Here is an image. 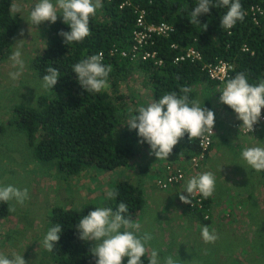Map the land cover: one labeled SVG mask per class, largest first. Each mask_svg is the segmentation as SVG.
Masks as SVG:
<instances>
[{"label":"trees","instance_id":"trees-1","mask_svg":"<svg viewBox=\"0 0 264 264\" xmlns=\"http://www.w3.org/2000/svg\"><path fill=\"white\" fill-rule=\"evenodd\" d=\"M124 1L103 0V7L90 17L91 34L83 42L65 44L58 33L68 32L70 27L63 23L62 15L55 24H49L44 31L46 45L30 60L29 67L40 80L49 67H55L60 77L52 94L39 97L36 107L15 106L8 126L24 133L37 162H54L58 171L68 178L94 168L107 172L131 169L133 163H137L135 183L118 180L113 188L118 195L110 199L113 211L117 210L119 203H125L128 212L124 215L134 222L145 207L141 185L146 170L156 161L176 162L181 155H196L200 150V137L190 140L186 133L167 159H157L150 154L145 156L144 153H150V146L146 142L140 143L138 130H130L126 125L129 116L137 114L138 107L158 101L165 94L176 92L178 96L183 95L181 89L184 87L191 89L189 101L212 109L214 102L211 98L221 86L210 78L209 66L221 61L233 65L232 78L243 72L250 84L264 80V14L251 10L255 6L264 11V0H240L244 20L228 30L221 27V18L228 7H215L218 0H211L213 7L209 13L198 16L200 24L190 23V14L198 0H131V4L120 8ZM12 3L13 0H0V67L14 52L23 21L20 12L10 13ZM140 11L145 12L144 28L152 24H168L174 29L168 36L153 35V49L162 65H157L155 60L136 65L129 58L109 54V49L114 46L129 48L133 44L134 31L143 30L137 26ZM188 48L198 50L202 60L175 63L180 51ZM100 53L105 55L102 63L112 66L107 78L108 87L100 93L86 92L73 72V65ZM136 76H140L138 81ZM137 82L149 91L137 92ZM123 83H128L126 92L121 89ZM139 158L141 160L137 162ZM8 207L0 202V219L10 215ZM96 207L87 205L81 210L53 208L47 231L56 224H60L63 230L54 250H46L53 263L95 264L96 258L90 253L92 243L78 238L76 226ZM197 217L202 225H210L211 221L204 220L202 214ZM263 235L257 231L254 236L260 237L263 243ZM141 259L142 264H149L147 255ZM123 264H127L126 257Z\"/></svg>","mask_w":264,"mask_h":264},{"label":"clouds","instance_id":"clouds-1","mask_svg":"<svg viewBox=\"0 0 264 264\" xmlns=\"http://www.w3.org/2000/svg\"><path fill=\"white\" fill-rule=\"evenodd\" d=\"M102 7V0H54V2L53 0H36L29 11V21L35 26L43 22L55 24L58 14H60L63 17V23L70 27V31L58 33L64 38L65 44L83 42L91 34L90 17L95 16L97 10ZM212 7L211 0H198V5L190 14V23L200 24L198 16L209 13ZM215 7H228V11L221 18L222 29H231L238 21L244 20L245 13L242 10L240 0H218ZM22 10L23 5L19 0H13L10 13L16 14ZM23 34V30H21L19 35L23 36ZM23 43V40H19L15 44V51L10 56L12 67L17 69V71L9 73L12 80L18 79L25 67L21 58ZM111 71V65L102 63V53L92 55L73 65V72L77 75L79 84L86 92L100 93L106 89L108 87L107 78ZM59 77L60 74L55 67L47 68L42 87L46 90L53 89ZM181 92L183 95L178 96L176 92H171L163 95L158 101L147 104V106H140L135 110L137 114L130 115L128 118L126 125L130 130H138L137 135L141 138L140 143L146 142L150 146L149 154L154 155L157 159H167L172 154L174 146L186 133L190 140L202 137L205 133H213L214 112L205 107H200L196 101H189L190 88L184 87ZM216 98L220 103L219 105L223 103L229 106L231 109L222 105L227 110L237 114L242 125L252 131L253 125L259 122L261 110L264 108V80L255 85L250 84L245 73H238L234 78L227 81L220 97L217 93ZM241 156L257 172L264 171V148H245ZM183 158L189 159L191 156L181 155L176 162L163 161V174L155 182L157 188V182L160 179L176 175L180 168L183 170L186 168L176 164L179 160L181 163H188L191 166L188 160H183ZM186 173L185 171V177ZM184 179L174 184L169 190L179 186ZM214 190L215 176L211 172H204L187 181L186 190L183 191L187 193V196L179 193V199L185 204V209L194 215L202 214L204 220L211 221V216L210 219H205V215L208 214L207 206L203 211H200L192 210L187 204L192 203L188 196L191 197L194 193H199L205 198L206 203H210V197ZM117 195V191H107V197L110 199H114ZM27 199H29L27 188L21 190L13 185L0 186V202L9 205L7 209L9 212H15V205H23ZM13 201L15 203H12ZM127 212V205L121 202L116 211L110 207H96L79 221L76 226L79 233L78 238L86 242H95V246L90 248V253L96 258L95 264H123L125 257L127 264H142L141 258L148 253L147 246L153 237L147 232L140 234V224L126 218L124 214ZM121 229L124 230L121 231ZM62 231L60 224L48 229L42 241L43 247L47 251L54 250ZM201 236L205 243H214L218 239L214 232H210L208 226H203ZM0 264H26V261L22 255H14L12 258H8L0 254ZM149 264H175V261L171 256L165 257L161 261L158 250L152 249Z\"/></svg>","mask_w":264,"mask_h":264},{"label":"rangeland","instance_id":"rangeland-1","mask_svg":"<svg viewBox=\"0 0 264 264\" xmlns=\"http://www.w3.org/2000/svg\"><path fill=\"white\" fill-rule=\"evenodd\" d=\"M19 2L23 5V10L20 12L23 21L15 44L19 40L24 41L21 48V58L25 67L16 80H12L9 76L10 72L17 71L16 68L12 67L10 59L0 67V186L13 185L21 190L27 188L29 199L23 205L16 204L15 212H11L7 218L0 219V254L8 258H12L14 255H22L26 264H55L48 256L42 243L50 224L49 219L52 216L53 208L81 210L87 205L110 207L107 191L113 190L120 179L135 183V177L129 179L133 172L129 171L128 168H124L126 170L119 169L114 173L94 168L75 178H68L58 171L54 162L49 164L37 162L33 158V149L29 146L24 133L8 126V120L13 116L12 111L15 106L36 107L39 97L52 94V89H44L42 87L43 80L35 77L29 67L30 60L46 45L47 36L44 31L50 22H43L38 26L32 25L29 21V11L36 0H19ZM60 16L58 14V17ZM21 30H23V36L19 35ZM135 78L138 81L140 76ZM127 84L123 83L121 87L125 92L127 91ZM136 86L138 87L136 90L140 94L149 91L144 86L139 85L138 82ZM214 94L211 98L213 102L216 100V93ZM238 122L241 123L240 120ZM262 134L264 135V130H262ZM227 145L234 147V140H231ZM248 147L250 146L242 144L236 148L242 164L251 168L241 156L242 151ZM254 147L264 148V142L258 145L256 143ZM143 155L147 156L149 153ZM239 158L237 162H239ZM159 169V165H157L154 170ZM151 174L154 173L151 172ZM161 174L162 171H158V177ZM152 175L149 179L153 178ZM154 182L156 179L152 181V186L156 184ZM225 186L229 187V191L239 187L237 182L233 184L229 179L225 181ZM141 191L144 197L145 190L143 187ZM150 202L157 205L159 201L150 198ZM148 212L147 208H143L139 215L140 218L136 219L134 223L140 224V234L147 232L153 237L147 246L149 251L146 255L149 257L151 250L157 249L161 261L165 257L171 256L175 264H215L216 259L222 256L224 260L221 257L220 264H234L238 258L236 255L239 252L242 254L246 248L245 243L249 241L243 242L241 240L239 242L234 237V234H237V228L228 227V236H224L214 245H212L213 243L203 245L201 230L196 231L198 228L202 229V225L194 226L193 220H190L191 224L182 222L179 216L174 213H165V221L162 224L152 220V212ZM189 213L191 212L189 211ZM160 214L158 213L155 219H159ZM166 227L174 236L166 232ZM208 228L210 230V227ZM248 229H244V234L251 232V228ZM123 230L121 229V231ZM177 232L180 235L175 237ZM231 237H234L233 242L229 241ZM256 238L255 242H250L253 245V249L250 250L253 251L249 254L250 258L245 261L248 264H264V247H262L264 242L262 243L260 237ZM90 242L94 247L95 242ZM194 243V247H191ZM230 258L232 260H229ZM242 262L239 261V263Z\"/></svg>","mask_w":264,"mask_h":264},{"label":"crops","instance_id":"crops-1","mask_svg":"<svg viewBox=\"0 0 264 264\" xmlns=\"http://www.w3.org/2000/svg\"><path fill=\"white\" fill-rule=\"evenodd\" d=\"M217 104L220 103L216 98L210 110L215 114L217 135L207 160L201 165L197 173H192L190 165L188 163H181L179 160L176 164L186 167L184 169L187 172L186 177L179 186L166 191L158 189L156 185L152 186V181L158 178V171H163V161H156L155 164L152 163V167L144 173V181L143 185H141L145 190L144 199H146V202L144 208H147L150 213L152 212L151 217L154 221L162 223L165 221V213H174L179 216L182 222L191 224L190 220H193L194 226H197V224L202 225L197 215L189 213V211L185 209V204L179 199V193L187 196V193L183 192L186 190L187 181L198 174L211 172L215 176V190L210 197L211 206L208 205L207 207V212L211 216V223L208 227H210V231L213 230L218 236V239L212 245L220 241L224 236H228V227L237 228V234H234L235 239H238L239 242L241 240L243 242L246 240L249 241L245 243L246 245L244 246H246V248L242 254L239 252L236 255L238 258L237 260L234 259V264H242L243 262L248 264L245 261L250 258L249 254L253 251L250 250L253 249V245L250 242L256 241L257 238L254 236L255 232L258 231V233L264 234V171L257 172L242 164L236 147L242 144L254 147L256 143L257 145L263 143L264 135L262 134V130H264V125H262L259 132L254 136L255 139H251V137L241 138L238 129L239 122L237 114ZM231 140L235 142L234 147H229L227 145ZM238 158L239 162H237ZM140 160L141 158H139L137 162ZM157 165H159L160 169L156 171L154 169ZM132 166L133 167H131L129 171L133 170V174H131L129 179H133L137 172V163H133ZM151 172L154 174L152 175ZM151 175L153 178L149 179ZM227 179L233 184L237 182L239 187L229 191V187L225 186V181H227ZM150 198H153V200L157 199L159 201L158 204L154 205V202L151 203ZM158 213H161L160 216H158L159 219H155ZM243 228H251V232L244 234L245 231ZM198 230L200 231L202 229L198 228L196 231ZM166 232L174 236L167 227ZM179 235V232H177L175 237ZM234 237L228 238L229 241L233 242L232 239H234ZM202 244L207 245L204 241ZM194 245L195 243L191 247H194ZM262 247L264 246L262 245ZM221 257L216 259L215 264L221 263ZM222 258L224 260V257ZM229 260H232V258ZM240 260L243 262L239 263Z\"/></svg>","mask_w":264,"mask_h":264},{"label":"built area","instance_id":"built-area-1","mask_svg":"<svg viewBox=\"0 0 264 264\" xmlns=\"http://www.w3.org/2000/svg\"><path fill=\"white\" fill-rule=\"evenodd\" d=\"M111 1V0H108ZM103 2V0H102ZM131 4V0H125L120 8H124L126 5ZM254 13H258L260 15L264 14V11L261 10L260 7H253L251 9ZM138 10L136 11V13ZM144 16L145 12L140 11V15L137 18V26L140 28H143V30H135L134 35V41L133 44L129 46V48H119L117 46H114L112 49H109L110 56H120L121 58H129L130 62L133 64H138L142 62H147L149 60H155V63L157 65H162V61L158 59V53L155 49H153L155 40H154V34L156 35H167L169 32H172L174 29L172 26L168 24H160V25H149L144 28L145 22H144ZM256 23L259 24V21L255 19ZM176 48V46H175ZM101 54V53H100ZM105 55L102 53V61L104 59ZM202 60L201 53L196 50L195 48H188V49H182L178 55V57L175 59V63L184 62V61H191L196 62ZM234 70L233 65L230 62H224L221 61L219 64L212 66H209V75L210 78L214 81H217L220 84V88L217 91L218 96L220 97L221 92L223 88L225 87L228 80L232 79L231 72ZM223 106H226L227 108L231 109L229 106L222 103ZM264 108L261 110V116L259 118V122L257 124L253 125V130H249L246 127H244L241 124H239V134L241 138H250L255 139V135L258 132V128L264 124ZM213 133H205L202 137L199 139V152L191 156V158L186 159L183 158V160H188V162L191 164L190 169L192 173H197L198 169L201 167V165L207 160L208 155L211 151V147L215 141L217 132L215 129V126L212 129ZM185 171L180 168L177 171L176 175H171L166 178H162L157 182L158 188L161 190H169L170 187H172L174 184L181 182L185 178ZM189 199H191L192 203L187 204L192 210H200L203 211L206 206H211V203H206L205 198L202 197L199 193H194L191 197L188 196ZM229 217V214H228ZM205 219H210L209 213L205 215Z\"/></svg>","mask_w":264,"mask_h":264}]
</instances>
